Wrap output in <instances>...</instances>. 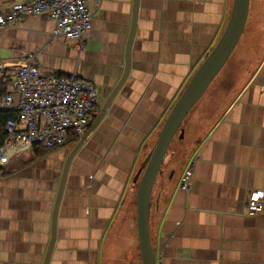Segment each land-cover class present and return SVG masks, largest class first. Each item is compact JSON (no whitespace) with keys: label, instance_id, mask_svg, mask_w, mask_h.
<instances>
[{"label":"crops","instance_id":"0c3cea01","mask_svg":"<svg viewBox=\"0 0 264 264\" xmlns=\"http://www.w3.org/2000/svg\"><path fill=\"white\" fill-rule=\"evenodd\" d=\"M27 1L0 0V11ZM257 1L261 18L244 72L222 89V107L207 127L199 124L200 136L182 166L156 179L149 226L163 264H264V213H245L249 193L264 192V0ZM133 3L92 5L81 47L52 39L55 22L45 14L0 28V64L35 57L45 75L91 79L100 110L124 71ZM231 5L139 0L129 75L71 161L48 264H142L133 178L223 32ZM78 140L8 151L0 177V264H43L64 164ZM192 159L191 187L183 191L179 180Z\"/></svg>","mask_w":264,"mask_h":264},{"label":"built area","instance_id":"2783aa9c","mask_svg":"<svg viewBox=\"0 0 264 264\" xmlns=\"http://www.w3.org/2000/svg\"><path fill=\"white\" fill-rule=\"evenodd\" d=\"M99 3L100 0H29L13 4L7 13L0 14V28L27 16L45 14L55 22L52 39L62 37L81 47L94 16L91 6ZM0 65L1 79L8 83L0 108L15 112L5 123V139L0 145L1 177L8 151L32 146L51 149L67 143L73 135L82 137L98 113L99 92L91 79L41 73L35 57ZM194 166V159L187 163L179 189H190ZM245 208L248 215L264 213V192L251 191ZM155 264H163L162 254L155 257Z\"/></svg>","mask_w":264,"mask_h":264},{"label":"water","instance_id":"95a60500","mask_svg":"<svg viewBox=\"0 0 264 264\" xmlns=\"http://www.w3.org/2000/svg\"><path fill=\"white\" fill-rule=\"evenodd\" d=\"M138 2L139 0H134L133 3V18L131 30L126 43L125 67L123 74L105 99L99 113L88 126L84 135L79 138L65 161L53 209L51 239L48 243L43 264L49 263L51 252L54 248L57 212L71 161L83 145L85 139L96 128L100 120L106 114L109 106L119 93L129 75L131 64L130 53L136 30ZM249 8L250 0H232L230 14L223 32L173 103L153 147L145 156L135 173L133 184H136V225L142 264H155V252L152 245L149 226V212L153 187L157 177L163 173L162 163L164 157L174 136L179 132V136L182 137L183 129L181 128V124L185 116L204 95L209 85L222 70L238 44L246 25ZM1 71L2 66L0 65V72Z\"/></svg>","mask_w":264,"mask_h":264},{"label":"rangeland","instance_id":"374dc122","mask_svg":"<svg viewBox=\"0 0 264 264\" xmlns=\"http://www.w3.org/2000/svg\"><path fill=\"white\" fill-rule=\"evenodd\" d=\"M250 3V12L238 44L222 70L209 85L204 95L185 116L181 124V128L183 129L182 137L179 136L178 132L170 143L162 163L163 172L169 176L172 174L173 170L177 171L187 159L193 141L200 136L201 128L199 124L204 121L203 123L205 127H207L209 125V117L214 111L222 107L223 103H221L220 100L224 96V92H226L224 88H229L230 86L229 80L231 81L234 74L236 75L244 72L241 70L244 69L245 61H247L249 57L247 48L255 39L254 31L257 32V27L259 26V20L261 18L258 17V8H262L263 6L257 0H251ZM262 35L264 36V32ZM153 192L154 191H152V195ZM133 203L135 204V200Z\"/></svg>","mask_w":264,"mask_h":264},{"label":"trees","instance_id":"16d2710c","mask_svg":"<svg viewBox=\"0 0 264 264\" xmlns=\"http://www.w3.org/2000/svg\"><path fill=\"white\" fill-rule=\"evenodd\" d=\"M0 14L2 12L0 11ZM8 83L0 79V98L7 93ZM15 116V112L10 109L0 108V145L5 139V123L6 121ZM77 137L75 135L71 136L69 141H76Z\"/></svg>","mask_w":264,"mask_h":264}]
</instances>
